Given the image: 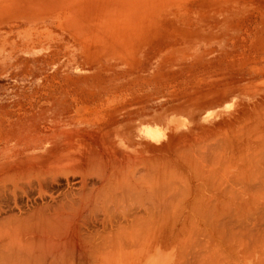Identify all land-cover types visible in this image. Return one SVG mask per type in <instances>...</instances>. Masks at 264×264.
<instances>
[{
    "label": "rangeland",
    "instance_id": "obj_1",
    "mask_svg": "<svg viewBox=\"0 0 264 264\" xmlns=\"http://www.w3.org/2000/svg\"><path fill=\"white\" fill-rule=\"evenodd\" d=\"M263 116L264 0H0V229H32L45 205L77 194L81 178L68 163L54 177L35 170L85 143L101 156L113 149L106 160L142 153L175 180L166 186L172 194L165 191L166 232L152 237L167 261L153 264H264V147L256 153L264 146ZM244 138L258 161L251 149L244 151L251 161L239 157ZM201 143L218 157L209 158L214 184L186 168ZM244 201L261 205L237 219L212 213L227 207L234 214ZM102 214L81 228L95 239ZM68 261L91 264L90 257Z\"/></svg>",
    "mask_w": 264,
    "mask_h": 264
},
{
    "label": "bare ground",
    "instance_id": "obj_2",
    "mask_svg": "<svg viewBox=\"0 0 264 264\" xmlns=\"http://www.w3.org/2000/svg\"><path fill=\"white\" fill-rule=\"evenodd\" d=\"M252 130H254V129H252ZM252 134H254V133H252ZM257 134L258 133H256V136H257ZM256 139L259 143L260 142L262 143V141H260L261 138H259L260 140L258 138L251 139L252 140L251 142H253V143L257 142V141H254ZM156 140L155 139H152V141H150V140L146 141L145 140L146 142L144 141V143L148 144V146H149L150 144H153L154 142L156 143ZM207 140H209V139H207ZM245 140H246V138H244V140H242L243 145H246L248 143V141H247V143H245ZM207 143H205V144L208 145ZM227 143H229V142H227ZM100 144L102 146V147L99 146L100 148H103V146L105 147V145H102V143H100ZM201 144H204V143H201ZM205 144L203 146H201V147H203L202 150L199 151V153L196 151L197 153L194 154L193 156L191 155V153H193V152L189 151L190 153H188V154H190L191 157L187 159V164H188L187 166H189V165L190 166L186 167V168H190V169L192 168L193 170H188V171L193 173L194 176H196L201 181L202 180L205 181V179H206L205 182H208L207 184H210L213 180V176H214L215 170L217 168H216V165L213 166L214 163L213 164L211 162L209 163V158H211L210 161H214V159H218V157L213 158L212 154H214V153H211L212 151L208 150L211 154L206 152V150H207L206 147L210 149L211 145H209L210 146L209 147V146H206ZM231 144H233V143L231 142ZM112 147H113V145L112 146L109 145V147H107V148H112ZM144 147H146V146H144ZM199 147H200V145H199ZM243 147H245V146H243ZM252 147L248 145L245 147L246 149L245 148L243 149L242 152H244L245 150H247V152H249L248 150L251 149L249 152V153H251L250 157H253V156L255 157L259 153H262L260 151V149L262 150V147H264V146L263 145L261 147L258 146L259 148H256L257 150L254 148L256 150V153H257V151H260L256 155H255V152H252V151H254V150H252L253 149ZM93 148H95V147H91V145H89V144L86 145L85 143H83V145L81 144V146L80 145L77 146V149L75 148L76 150H74L72 148L74 151L67 152L66 154H64V156H62V158L60 159L59 162L56 161L57 162L56 165L51 163V165H48V166L41 168V169L38 168L39 170H35V173L40 174L39 177H41V176L43 177L44 175H49L50 177H52L51 175H53V177H54L55 173L59 170V169H57V165L60 166L61 164L68 163L69 170H70L71 174L72 175H78L79 174L78 176H80V178H81V179L79 178L80 179V185H78V187H76L79 189H78L76 195H75V193H71V192H70L71 195L69 197L65 195L66 200L65 201L62 200L63 202H60L59 204H54L52 206L45 205L44 207L47 208L48 212L44 213L43 210L41 209L43 213L42 214L39 213L40 217L36 218V219H38V221H36V223H34L33 225L27 226L28 228L32 226V229L25 228L22 231L20 230L19 232H15V230L17 231V229H15L14 227H13L14 231L10 230L6 227H4L3 229L1 228L0 229V258H1L0 262L4 263V260L8 259L10 261V263L7 261L6 264H8V263L9 264H65V263L69 262L68 259H70L71 257H75L77 259H81L84 261H85V259L90 257L91 264H153L157 259H159V260L164 259V261L165 260L167 261V257H168L167 254L165 257L161 252L153 249V247L156 246L155 244H157L158 239H156V242H155L154 238L152 239V237L155 236V238H158L160 236V232L161 233L166 232V228H165L166 226H165V224H163V222L165 220V215H166L164 212V206L166 205L165 201L167 202V200H165V198L167 196H168L167 198H169V195L172 194V193H170V191L172 189V187H171L170 191L168 190V192L170 194H167V196L165 195V193L167 192L166 186L170 185V183H171V185H173L175 180L171 179L172 181L173 180L174 181H173V183L170 182L167 179V177L171 178L172 177V176H170L171 174L168 173L169 176H166L167 175L166 170H163L164 168L161 167V165L159 166L158 162L156 165V164H154L156 162L153 161V163H152V162H150L152 160L148 161L147 159H149V158H147V159L143 158L142 159V156H143V155L141 156L142 153L138 156H132L131 157V156H129L128 153L125 152L122 154V157H121L122 161L120 162L119 159H115L114 157L108 158V160H106L107 159L106 156L111 157L113 155V149H112V151L110 149V151L112 152V153L110 152L111 156H109V153L107 154V152H106L108 149L105 152L103 151L105 153L104 154L102 152L104 154V156L107 154L104 157V156H101L100 153H98V152H101V149H100V151L99 150L97 151L96 148L95 149H93ZM191 148H193V147H191ZM191 148H189V150ZM185 149H187V148H185ZM196 149H198V148H196ZM212 149L213 148H211L210 150H212ZM186 151L187 150H185V152ZM247 152L242 153L241 156L239 154L238 155L241 158L249 159V158L245 157V156L249 157V154ZM239 153H241V152H239ZM208 154L211 155L212 157H210V156L208 157L207 156ZM181 155H182V159L184 160L185 158L183 156L186 154L183 155L181 153ZM139 156H141V157L139 158ZM187 157H189V155H187ZM257 157L259 158L260 154ZM251 159L253 161H255L253 158H251ZM255 159L257 161L259 160L256 157H255ZM239 160L242 161L244 159H242V160L239 159ZM185 161H183L184 165H185ZM244 161H242L243 164H244ZM180 162L183 163L182 161H180ZM215 163L217 164V162H215ZM140 164L142 165V168H141L142 170L138 171V169H140V168L137 169V167H139ZM241 164H239V165H241ZM209 165L211 167H215L216 169L215 168L211 169ZM224 167H226V166H224ZM261 168H263V167H261ZM223 169H226V168H223ZM256 169H257V167H256ZM29 172L27 174L26 173L24 174L25 178L28 177L27 175L30 174ZM241 172H242V170L240 171V173ZM18 173L20 174V172H18ZM35 173L33 175L30 174L31 175L30 177H33L35 175ZM208 173L209 174L211 173L213 176H211L209 178L208 176H210V175H208ZM217 173H218V170H217ZM252 173H254V172H252ZM233 174L235 175L236 173H233ZM257 174H259V173H257ZM22 175L23 174L21 172V174L19 176L23 177ZM88 175L94 176L99 182L98 185L95 183L92 185H88L87 177H86ZM237 175H239V173ZM243 175H244V173H243ZM0 176H1V174H0ZM14 176H16V175H14ZM239 176H241V175H239ZM248 176L249 177L252 176L251 173ZM30 177L28 178L29 180H27L25 178H24L25 179L24 180L22 178L23 182L24 181H27L25 183L30 182V180H31ZM35 177H33V178L35 179ZM175 177H177V176H175ZM216 177H217V179L219 178L217 174H216ZM236 177L239 178L238 176H236ZM249 177H246L247 178L246 180L241 177L242 180L244 179L243 180L244 182L246 181L247 185L250 184V182L247 181ZM254 177L252 176L251 178L255 179ZM12 178L13 179L10 178V180H12V181L16 180V179H14V177H12ZM208 178H209V181H208ZM211 178H212V180H211ZM221 178L225 179L228 177H221ZM241 178H239V179L241 180ZM256 178H257V176H256ZM37 179H38V177H36V181H39L37 183H40V180H39L40 178L38 180ZM224 179H223V181H224ZM5 181H6V179H5ZM12 181H10L9 183H13ZM16 181H17V183H20L21 180L17 179ZM235 181L237 182L238 180H236V178H235ZM205 182H203V183L206 184ZM225 182L226 181H224V183ZM236 182H235V185L240 183L238 181V183L236 184ZM231 183H233V180ZM20 184L22 185V183H20ZM246 184H243V185L246 186ZM12 185H13V187H15V186L19 187L20 190L23 189L22 186L20 187V185H16L15 183L11 184V188H12ZM222 185H224V184H222ZM41 186L42 185L40 183V185H38L37 188H39V187L41 188ZM174 186L176 187V185H174ZM17 187H15V188H17ZM232 188L236 190L234 185L232 186ZM232 188H231V190L233 191ZM242 188H244V187L242 186ZM6 189H8V188L6 187ZM40 190L42 191L43 189H40ZM221 190H223V189H221ZM241 190H239V191H241ZM43 191L46 192L45 190H43ZM172 191H174V189ZM223 191H225V189ZM46 193L49 196L51 194L48 192H46ZM63 193H64V191H63ZM50 197H52V196H50ZM234 198H237V196L235 197V195H234ZM169 200L170 199H168V203H169ZM244 202H238V205H240V206H239V208H236V211H235L236 213H234V214L229 213V210H227V207H222V206H221L222 208H218V210L220 209L219 211H215L216 209L214 207L215 210L212 213L215 216L216 215L217 216L222 215V214L227 215L229 218L235 216V219H237L236 217L238 215L243 216L247 212H249V214L251 215L250 212H252L254 210L257 211V207L255 206L256 207V209H255L253 207V205L257 204L258 202L257 203H255V202H253V203L245 202L244 203ZM231 205H234V204H231ZM235 205H237V202ZM259 205H261V204L259 203ZM111 207H113V208H111ZM166 207L167 206H165V208ZM245 207H246V209H245ZM109 210L112 212L116 211L115 212L116 215L120 214V218H117L119 216L116 217V216H113L112 214L110 215ZM99 211H100V213H101V211L103 212L102 218L100 217V222L102 223V227H103V229H102L103 233L101 232L100 234H98L99 235L98 239H95L94 235H93L94 237H91L89 235V233L85 232V230H82L81 228L83 227V229L88 230L87 225L89 223L93 222L94 220H97L96 216L99 213ZM196 211L197 210H195V212ZM198 212H199L198 214H201L203 212V210L202 211L198 210ZM258 212H259V210H258ZM208 213H210V212H208ZM163 214H165V215H163ZM203 214L205 215V212H203ZM253 216L255 217V215H252V217ZM257 216H258V214H257ZM219 217H221V216H219ZM258 217H260V216H258ZM216 219L217 218H215V219L213 218L212 222H214ZM255 221H256V219H255ZM251 222H252V220H251ZM259 222H261L260 218H259ZM239 223H241V222H239ZM253 223H254V221H253ZM242 224L243 223H241V225ZM246 224H247V222H246ZM16 225H18V224H16ZM107 225L109 226V230L106 232L105 229H106ZM104 232H106V233H104ZM156 234H158L159 236L157 235L158 236L157 237ZM163 239H164V237H163ZM160 246H163V242L161 245V241L159 243V247ZM128 249H130L131 250L130 252H132V254H133L132 256L130 254V257L127 256V254H129L127 252ZM197 256L199 258V254ZM239 256H238V258H239ZM260 256H262V255H260ZM253 257H252V259H254ZM262 257H260V258H262ZM179 258H180V256H179ZM246 258L248 259V257H246ZM200 259H201V257H200ZM243 259H244V257H243ZM257 259L254 261V264H258L262 260V259L261 260L260 259L257 260ZM70 261H72V260H70ZM250 261H253V260H250ZM179 263H181V262H179ZM243 263H245V262H243ZM197 264H199L198 260H197ZM245 264H247V263H245ZM252 264H253V262H252Z\"/></svg>",
    "mask_w": 264,
    "mask_h": 264
}]
</instances>
